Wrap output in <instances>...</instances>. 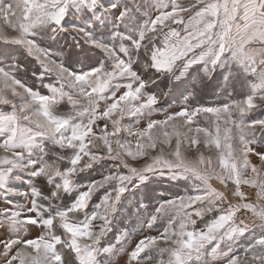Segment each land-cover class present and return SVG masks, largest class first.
Segmentation results:
<instances>
[{
    "label": "snow or ice",
    "instance_id": "6c2138e0",
    "mask_svg": "<svg viewBox=\"0 0 264 264\" xmlns=\"http://www.w3.org/2000/svg\"><path fill=\"white\" fill-rule=\"evenodd\" d=\"M0 264H264V0H3Z\"/></svg>",
    "mask_w": 264,
    "mask_h": 264
},
{
    "label": "rangeland",
    "instance_id": "374dc122",
    "mask_svg": "<svg viewBox=\"0 0 264 264\" xmlns=\"http://www.w3.org/2000/svg\"><path fill=\"white\" fill-rule=\"evenodd\" d=\"M0 3H3V0H0ZM61 43H63V41H61ZM209 93L216 91L215 88H210ZM205 99H213L214 97L212 95H208L206 97H204ZM177 103H179V101H177ZM154 184L157 186L159 191H164L167 190L169 188L172 187H179V188H183L185 187L184 184H180V185H176V182L172 181L171 183L169 182V179L167 177H158L154 180ZM134 198L129 197V200H132ZM129 208L128 203L126 202V206L124 209L121 210V216L117 218V224L116 227H114L113 231L111 233L108 234L107 236V242H114L115 241V235L117 233V229L121 228L123 225L120 223V221L123 219V216L125 213H127ZM132 211H135V209L133 208ZM35 232V230H34ZM135 239V238H134Z\"/></svg>",
    "mask_w": 264,
    "mask_h": 264
}]
</instances>
